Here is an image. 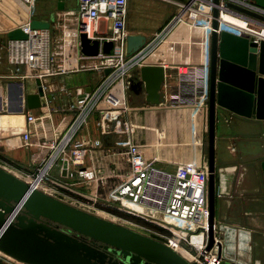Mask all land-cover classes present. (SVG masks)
Returning <instances> with one entry per match:
<instances>
[{
    "label": "crops",
    "instance_id": "0c3cea01",
    "mask_svg": "<svg viewBox=\"0 0 264 264\" xmlns=\"http://www.w3.org/2000/svg\"><path fill=\"white\" fill-rule=\"evenodd\" d=\"M17 1L0 0V166L10 172L34 175L43 160L53 153L45 146L61 137L72 118L69 104L94 88L96 74L78 71L43 78L40 81L45 96L51 97L45 107L28 109L26 96L37 92L36 80L19 77L26 73V67L12 64L7 49V32L26 24H13ZM57 2L44 0L35 17L51 21L48 33L56 40L63 26L68 25L66 10H75L68 8L73 0H65L63 11L57 9ZM180 8L181 4L174 0H127L126 5L127 36L143 35L150 40L166 30L148 57V64L164 68L166 79L175 77L177 67L200 65L202 61L200 30L182 21L168 26ZM226 15L264 32L263 25L232 13ZM55 51L59 52L58 45ZM56 64L62 65L58 56ZM130 101L134 108L131 119L136 128L135 141L147 160L159 158L189 163L195 157L197 162L207 163V132L202 113L193 116L192 109L168 108L163 103L153 106L145 101L144 93H132ZM27 114L36 116L37 122L27 126ZM95 120L92 115L76 136L79 142L100 140L103 144L101 147L89 145L84 151L83 167L89 174L85 178L91 176L93 180H79L85 174L63 176L64 163H58L52 175L60 185L49 187L60 198H68L64 194L70 192L86 198L108 195L129 172L126 161L106 150L111 148L116 136L98 135ZM27 128L31 132L30 147L24 145L22 138ZM194 140L199 143L195 145ZM214 149V228L215 238L221 245V258L230 264H264V172L260 166L264 161V121L217 107Z\"/></svg>",
    "mask_w": 264,
    "mask_h": 264
},
{
    "label": "built area",
    "instance_id": "2783aa9c",
    "mask_svg": "<svg viewBox=\"0 0 264 264\" xmlns=\"http://www.w3.org/2000/svg\"><path fill=\"white\" fill-rule=\"evenodd\" d=\"M18 1L31 7L36 0ZM229 1L252 10H260L248 0ZM223 4L224 0H220L218 33L226 31L238 36H254L255 39L263 34V30L258 32L247 22H244V29L238 27L225 29L221 22L222 14H227L223 11ZM126 5L127 0H79L77 9L69 10L66 14L74 19V27L64 31L67 26H63L62 37L57 40L48 31L30 30L28 25L30 20L21 27L28 36L26 40L8 41L10 62L18 68L26 67V73L19 76L24 80H42L45 77L78 71L96 74L94 88L69 104L68 110L73 115L65 132L59 139L45 146L53 153L43 160L36 174L24 173L23 180L45 192L51 189L49 185L60 183L52 175L53 169L60 162L67 163V174L70 177L85 174L84 178L87 171L83 167L86 147L89 145L101 147L103 144L100 140L79 142L76 136L89 118L95 112H99L100 133L103 136H116L111 147L121 151L129 166V172L120 184L110 191L108 199L102 201L98 197L93 198L120 211L137 215L170 233L171 236L163 243L187 261L197 264H220L216 247L210 251L206 250L209 219L206 164L197 162L195 157L189 163L159 158L147 160L141 152V147L125 138L129 130L132 131L127 117L134 112L129 93L130 79L135 70L150 65L148 57L157 39L166 31L163 30L150 40L146 39L140 50L128 56ZM213 7V0H191L190 5L186 7L181 4V8L168 26L182 21L190 28L200 30L202 61L200 65L177 67L175 77L173 76V79L165 77L161 89V103L166 107L189 108L192 109L193 116L202 113L205 118L209 100ZM81 34H85L90 41L99 43V52L96 56H86L81 52ZM105 42L113 44L108 54L102 51ZM55 44L59 46L58 53L55 51ZM57 56L61 58L62 65L56 64ZM81 60H85L84 63L80 64ZM106 70L109 72L105 73ZM26 120L27 126L37 122L33 114H27ZM30 137L31 132L27 128L22 134L26 147L31 146ZM194 142L195 145L199 143L196 140ZM2 257L9 258L0 252V264H4Z\"/></svg>",
    "mask_w": 264,
    "mask_h": 264
},
{
    "label": "water",
    "instance_id": "95a60500",
    "mask_svg": "<svg viewBox=\"0 0 264 264\" xmlns=\"http://www.w3.org/2000/svg\"><path fill=\"white\" fill-rule=\"evenodd\" d=\"M190 5L191 0H174ZM260 10L224 0L223 11L264 26V0H248ZM209 100L207 111L206 153L208 172V233L207 247H216L220 264H230L221 258V245L215 238V117L220 107L235 114L264 121V37L238 36L219 27L220 0H213ZM65 8V0H58L57 9ZM51 20L54 15L51 14ZM51 21L32 19L30 30L48 31ZM8 41H24L27 34L21 27L7 32ZM146 43L143 35L126 38L128 56ZM81 52L96 56L99 43L80 35ZM111 42H105L102 51L110 53ZM106 70L105 73H108ZM165 81L162 66L145 65L133 72L129 93L145 94V101L156 106L162 101L161 89ZM37 92L28 94V109L47 105L40 80ZM264 172V161L260 164ZM67 163L63 164V176ZM122 257L120 264H197L189 262L165 243L125 226L100 218L54 196L47 194L0 166V252L23 264H118L107 253Z\"/></svg>",
    "mask_w": 264,
    "mask_h": 264
},
{
    "label": "rangeland",
    "instance_id": "374dc122",
    "mask_svg": "<svg viewBox=\"0 0 264 264\" xmlns=\"http://www.w3.org/2000/svg\"><path fill=\"white\" fill-rule=\"evenodd\" d=\"M44 0H36L33 4V6L29 7V6H24V4H21L20 2L17 1V7H16V17H15V21L13 22L14 25H18L19 23H28L29 19H35L37 11L39 10V6L42 4ZM73 4H69L68 8H77L78 4H79V0H73ZM65 9V8H64ZM63 9V10H64ZM62 10V11H63ZM68 12V10H66ZM67 12H65V14H67ZM65 18H67V27L64 31H67L68 29H72L75 25V21L72 17L70 16H65ZM61 32V31H60ZM59 37H62V35L60 34ZM64 37V35H63ZM93 115H95V126H96V130L98 132V135H100V127H99V123L101 121V115L99 114V112H95ZM133 113L127 117V120L129 121V123H131V127H132V131L129 130V134L127 136H125V138L130 139L131 141H133L134 143L140 145L139 143H137L135 141V131L136 128L134 126V124L132 123V116ZM205 127H206V132H207V118H205ZM107 151H109L110 153H114L115 155H118L120 158H122L124 161L125 158L122 156L121 151L116 149L115 147H111L109 149H106ZM207 165V163H206ZM5 168V167H4ZM7 170V168H5ZM9 171V170H8ZM13 172V171H11ZM14 174H16L19 178L21 179H25L24 177V173H17V172H13ZM87 174V173H86ZM87 176V175H86ZM91 178V176H89ZM102 179H104L103 174H101ZM87 178V177H86ZM84 177H81L82 182L83 181H89V180H93L90 178L86 179ZM113 178H116L113 175ZM95 180V179H94ZM49 189V188H48ZM47 194H50L54 197H57L59 199H61L64 202H67L77 208H80L84 211H87L89 213H92L100 218L109 220L113 223L125 226L127 228H130L132 230H135L139 233H142L144 235L150 236L152 238H155L161 242H165L166 238L170 237V233H168L167 231H164L162 228H160L159 226L137 216V215H133V214H129L125 211H120L118 209H115L113 207L108 206L106 203L102 202L106 199H108L109 194H101V196H96L97 198H93V196L90 198H86L83 197L82 195H78L75 194L74 192H70L69 194H64L66 195L68 198H64L58 196V194H56L55 192H52L50 189L45 191ZM60 194H63L60 192ZM101 197V198H100ZM10 258V257H9ZM7 258V257H2L4 264H23V263H19L16 260L12 259V258ZM14 260V261H13Z\"/></svg>",
    "mask_w": 264,
    "mask_h": 264
},
{
    "label": "bare ground",
    "instance_id": "6f19581e",
    "mask_svg": "<svg viewBox=\"0 0 264 264\" xmlns=\"http://www.w3.org/2000/svg\"><path fill=\"white\" fill-rule=\"evenodd\" d=\"M221 22H222V26L227 30L230 27H236V28L238 27L239 29H244V25H245L244 22L237 20V19H235L229 15H226V14H222ZM262 36L264 37V32H263ZM86 173H87L86 175H89L88 171H86ZM220 262H221V260H220Z\"/></svg>",
    "mask_w": 264,
    "mask_h": 264
},
{
    "label": "flooded vegetation",
    "instance_id": "af4514ba",
    "mask_svg": "<svg viewBox=\"0 0 264 264\" xmlns=\"http://www.w3.org/2000/svg\"><path fill=\"white\" fill-rule=\"evenodd\" d=\"M93 246L97 247L100 250H103V247L99 243L93 244ZM104 252L107 253L108 258L112 259V262H117L118 264H120L123 261L121 256L113 254L111 251L105 250Z\"/></svg>",
    "mask_w": 264,
    "mask_h": 264
}]
</instances>
